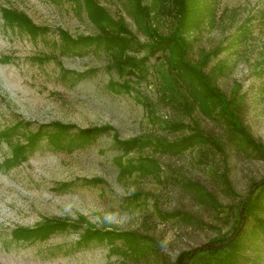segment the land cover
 Wrapping results in <instances>:
<instances>
[{"label":"rangeland","instance_id":"rangeland-1","mask_svg":"<svg viewBox=\"0 0 264 264\" xmlns=\"http://www.w3.org/2000/svg\"><path fill=\"white\" fill-rule=\"evenodd\" d=\"M96 1L112 19L122 17L131 31L134 40L127 53L146 58L142 75L122 76L108 68L103 46L66 44L65 38L89 39L98 32L82 0H0V264H173L182 251L228 236L237 221L228 206L234 213L250 185L264 177L263 160L228 150V178L235 193L231 201L210 185V170L197 162V147L174 158L148 148L123 153L118 142L140 136L173 141L192 133V127L227 145L216 123L197 110L177 112L162 95L170 77L164 54L151 56L146 48L147 25L168 36L175 32L173 18L158 15L147 24L134 13L133 0ZM191 1L193 21L175 32L186 42L184 58L198 66L203 54L224 47L203 70L231 99L230 109L254 140L264 145V0H214L211 13L199 20L196 15L212 1ZM3 10L22 12L42 30L31 35L10 25ZM173 122L189 127L173 131L167 128ZM57 124L69 127L58 146L43 134L24 160L6 162L39 129L51 133ZM95 128L107 131L83 144L72 140L80 131ZM139 155L154 158L163 170L169 166L200 178L216 192L224 212L218 219L202 215L211 225L204 229L159 219L156 208L198 213L197 207L175 182L165 189L149 173L120 172L119 162L124 165ZM47 223L72 227L43 239L14 235L15 229ZM85 233L101 234L103 241L78 245ZM127 233L140 234L146 242L129 247L119 237ZM245 242L242 252L251 257L254 248L247 238Z\"/></svg>","mask_w":264,"mask_h":264},{"label":"trees","instance_id":"trees-1","mask_svg":"<svg viewBox=\"0 0 264 264\" xmlns=\"http://www.w3.org/2000/svg\"><path fill=\"white\" fill-rule=\"evenodd\" d=\"M82 4L86 9L87 16L93 26L98 30L96 36L73 41L65 38L66 44L83 45L92 43L97 46H103L109 57L108 68L114 69L119 75L136 74L142 75L146 70V58H136L127 53L130 48V42L134 40V36L128 29L122 17L117 20L112 19L108 13L100 7L96 0H82ZM134 1V13L141 17L145 22H149L155 16H170L175 22V32L186 27L189 20L193 18V4L191 0H152L148 5H142L141 0ZM204 10H200L196 15L197 20L206 14H210L214 0H211ZM3 17L10 25H14L22 31L34 35L42 29L36 27L22 12L13 10H3ZM206 17V16H205ZM150 42L146 45L151 56L158 52H162L165 56V63L170 77L167 88L163 92V97L167 100L171 108L177 112H193L199 111L203 118L216 123L225 132L226 145L219 143L212 137L204 134L197 127L191 128L190 134L182 136L173 141H166L159 138H150L147 136L134 137L125 141L118 142L124 154L131 152L141 153L144 149L167 155L168 157H180L186 150L197 147L198 163H202L210 172L207 178L210 185L214 186V190H218L221 194L229 198L231 201L235 193L230 184L228 173L229 167V151L235 152L246 157H253L264 161V145L255 141L251 134L236 113L230 109L231 99L212 84L208 75L204 72L203 67L210 61L214 55L220 54L224 47L217 46L211 51L203 54L199 65H193L185 58L186 42L180 36L171 34L163 36L158 34L154 29L147 25ZM77 45V46H78ZM182 90V91H181ZM55 130L51 133L42 132L41 129L27 140L26 145H20L13 150L12 157L7 160L9 164H14L25 159V152L33 148V144L43 134L52 140L55 145H59L61 133H65L68 126L54 125ZM189 126L182 122L170 123L167 128L173 131H180ZM105 128L86 129L80 131L78 135H74L73 141L89 142L95 135L106 132ZM68 134V133H66ZM72 144V143H71ZM229 150V151H228ZM216 159L219 163L214 164ZM120 164V172L140 171V173H149L155 178L157 183L168 188L173 182L178 184L180 194L186 195L195 207L197 212L175 209L164 211L156 208L155 212L159 219L167 221L174 219L181 226L204 229L205 226L211 227L204 221L202 215L217 218L224 212V206L219 200L215 191H212L202 183L200 178H190L173 171L167 166V169H161L158 161L154 158L139 155L136 159H127L125 164ZM170 174L167 176V171ZM172 172V173H170ZM167 176V177H166ZM137 197V194L133 195ZM229 213L237 217L235 225H232L231 233L226 236H220L210 239L203 246L211 244H222L216 247H209L203 250L193 249L182 251L173 264H182L185 259L187 262H193L199 259L203 264H264V177L250 185V190L244 198L236 204V211L233 213L231 205ZM242 217L244 218L241 229L237 232L241 225ZM72 227L71 224L47 223L35 229H15L16 238L43 239L50 233ZM237 232V234H235ZM95 234V235H94ZM101 234L85 233L81 235L77 241L78 245H85L91 240L103 241ZM119 237H124L126 244L133 245L136 243L146 242V237L140 234L127 233ZM111 238V237H109ZM246 238L252 244L254 252L248 257L242 252ZM128 245V246H129ZM131 247V246H129Z\"/></svg>","mask_w":264,"mask_h":264},{"label":"water","instance_id":"water-1","mask_svg":"<svg viewBox=\"0 0 264 264\" xmlns=\"http://www.w3.org/2000/svg\"><path fill=\"white\" fill-rule=\"evenodd\" d=\"M243 221H244V218L242 217V221H241V225L239 226L237 232L241 229L242 227V224H243ZM237 232L235 234H237ZM219 245H222V244H211V245H208V246H197L196 248H194L191 253H193L195 250H203L205 248H209V247H216V246H219ZM187 260L188 258L183 262V264H186L187 263Z\"/></svg>","mask_w":264,"mask_h":264}]
</instances>
